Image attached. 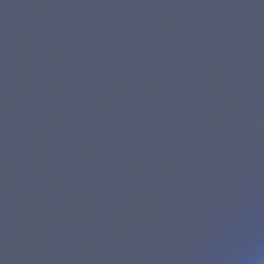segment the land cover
Returning a JSON list of instances; mask_svg holds the SVG:
<instances>
[{"label": "water", "instance_id": "obj_1", "mask_svg": "<svg viewBox=\"0 0 264 264\" xmlns=\"http://www.w3.org/2000/svg\"><path fill=\"white\" fill-rule=\"evenodd\" d=\"M0 264H264V0H0Z\"/></svg>", "mask_w": 264, "mask_h": 264}]
</instances>
